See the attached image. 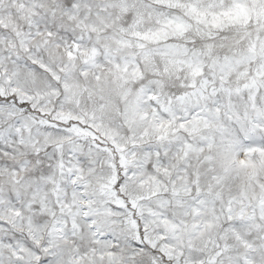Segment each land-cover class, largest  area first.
Here are the masks:
<instances>
[{
  "label": "snow or ice",
  "instance_id": "6c2138e0",
  "mask_svg": "<svg viewBox=\"0 0 264 264\" xmlns=\"http://www.w3.org/2000/svg\"><path fill=\"white\" fill-rule=\"evenodd\" d=\"M0 264H264V0H0Z\"/></svg>",
  "mask_w": 264,
  "mask_h": 264
}]
</instances>
